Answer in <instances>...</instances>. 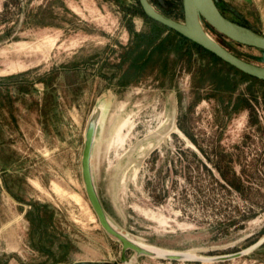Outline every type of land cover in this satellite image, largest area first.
<instances>
[{"label": "rangeland", "instance_id": "1", "mask_svg": "<svg viewBox=\"0 0 264 264\" xmlns=\"http://www.w3.org/2000/svg\"><path fill=\"white\" fill-rule=\"evenodd\" d=\"M213 1L264 35V0ZM147 2L183 24L181 0ZM139 5L0 0V264H264V82L152 37ZM202 25L264 67V50ZM97 109L89 172L106 220L167 256L124 251L91 207Z\"/></svg>", "mask_w": 264, "mask_h": 264}, {"label": "water", "instance_id": "2", "mask_svg": "<svg viewBox=\"0 0 264 264\" xmlns=\"http://www.w3.org/2000/svg\"><path fill=\"white\" fill-rule=\"evenodd\" d=\"M138 2L144 14L148 18L176 31L177 33L189 39L205 51L211 53L224 63L240 71L241 73L264 81V67L250 64L234 56L233 54L222 48L220 45H218L215 41L210 39L200 27L198 20H200L201 22H205L215 31L236 43L259 50H264V35L226 18L218 10L213 0H181L183 24H178L170 20L169 18L160 15L149 5L147 0H138ZM149 6L154 11L150 9ZM95 129L96 125L93 124L92 121H89L85 134V145L82 154V176L88 200L98 218L101 227L109 234L114 235L115 237H117V239H119V241H121L124 251L127 249H132L137 253H144L141 252L139 247L128 241L121 234L115 232L109 226L101 204L94 192L89 172V157ZM169 257L176 258L175 256ZM77 264L96 263L80 262Z\"/></svg>", "mask_w": 264, "mask_h": 264}, {"label": "trees", "instance_id": "3", "mask_svg": "<svg viewBox=\"0 0 264 264\" xmlns=\"http://www.w3.org/2000/svg\"><path fill=\"white\" fill-rule=\"evenodd\" d=\"M138 1V0H137ZM140 6V5H139ZM140 8V7H139ZM140 10H142L141 8H140ZM141 13L143 14V12L141 11ZM150 21H151V23H152V29H153V33H152V37H154V36H159L163 31H166L168 34V38L170 39H173L174 40V43H176V44H178L180 47H185V49L186 50H189V48L191 49V47H194V48H196V49H200V50H202V51H204V52H206L207 54H209L212 58H213V60H214V62H219V63H221V64H223V65H225V66H227L231 71H234V72H236V73H238V74H240V75H242V76H246V77H249L250 79H252V80H255V81H258V82H264V81H262V80H258V79H256V78H253V77H250V76H248V75H245V74H243V73H241L240 71H238V70H236L235 68H233V67H231V66H229L228 64H226V63H224L223 61H221L220 59H218L217 57H215L214 55H212L211 53H209V52H207V51H205L204 49H202L201 47H199L198 45H196L195 43H193L192 41H190L189 39H187V38H185L184 36H182L181 34H179V33H177L176 31H174V30H172V29H170V28H168V27H166V26H164V25H162V24H160V23H158V22H156V21H154V20H152V19H149ZM241 25V24H240ZM244 26V25H243ZM251 29V28H250ZM255 31V30H254ZM169 34H171V35H169ZM140 36V35H139ZM172 36V37H171Z\"/></svg>", "mask_w": 264, "mask_h": 264}, {"label": "bare ground", "instance_id": "4", "mask_svg": "<svg viewBox=\"0 0 264 264\" xmlns=\"http://www.w3.org/2000/svg\"><path fill=\"white\" fill-rule=\"evenodd\" d=\"M150 9H152V8L150 7ZM198 22H199V25L202 28V30L205 32V34L211 39V37L209 36V34L206 32L205 28L203 27L202 22L200 20H198ZM133 244H135V243H133ZM135 245L137 247H139V249L141 250V252H144V253H147V254H151V255H162V256H166L164 253H162L157 248H154V247H146V246H142V245H139V244H135Z\"/></svg>", "mask_w": 264, "mask_h": 264}, {"label": "flooded vegetation", "instance_id": "5", "mask_svg": "<svg viewBox=\"0 0 264 264\" xmlns=\"http://www.w3.org/2000/svg\"><path fill=\"white\" fill-rule=\"evenodd\" d=\"M89 121H92L93 124L97 125L101 123L102 121V118H101V110L100 109H97L93 112V114L91 115V118Z\"/></svg>", "mask_w": 264, "mask_h": 264}]
</instances>
